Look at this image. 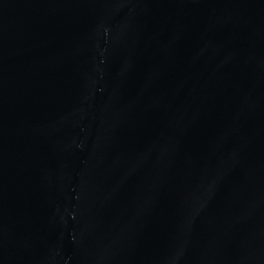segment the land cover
<instances>
[{
	"label": "water",
	"instance_id": "water-1",
	"mask_svg": "<svg viewBox=\"0 0 264 264\" xmlns=\"http://www.w3.org/2000/svg\"><path fill=\"white\" fill-rule=\"evenodd\" d=\"M0 264H264V0H0Z\"/></svg>",
	"mask_w": 264,
	"mask_h": 264
}]
</instances>
